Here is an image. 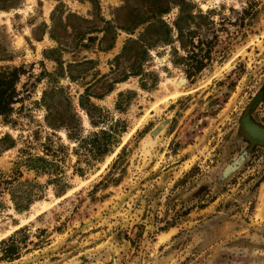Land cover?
<instances>
[{"label":"rangeland","instance_id":"obj_1","mask_svg":"<svg viewBox=\"0 0 264 264\" xmlns=\"http://www.w3.org/2000/svg\"><path fill=\"white\" fill-rule=\"evenodd\" d=\"M189 1L212 22L208 38L218 41L212 61L186 79L170 63L168 47H157L143 65L155 79L145 78L142 89L135 77L113 83L127 71V63L120 59L115 66L113 59L129 35L117 31L108 51H98L96 43L84 49L79 42L87 36L78 42L67 26L101 27L98 17L125 24L141 11L165 7L162 19L169 23L177 8L162 0H98L95 12L85 0H0V45L5 42L11 56L0 66L28 71L17 85L26 110L13 115V127L0 124V138L16 140L0 153L1 176L22 159L18 149L28 146L33 131L40 141L52 133L44 108L35 105L50 87L69 98L82 134L102 128L90 127L77 107L85 88L89 102L105 113L103 127L116 121V129L124 128L112 154L88 167L77 164L80 176L73 143L64 131L54 132V146L64 147L58 182L18 167V181L32 184L24 187L33 199L26 211L17 213L0 186V242L12 236L0 244V264H264V146L249 143L241 125L246 114L264 127V0ZM49 31L61 40H51ZM47 49L57 51L45 56ZM54 57L64 73L52 79ZM177 79L184 80L180 88ZM122 91L134 94L119 112L114 103ZM62 96L54 99L59 110ZM27 151L40 154L33 142ZM6 245L17 248L14 257L4 258Z\"/></svg>","mask_w":264,"mask_h":264},{"label":"trees","instance_id":"obj_2","mask_svg":"<svg viewBox=\"0 0 264 264\" xmlns=\"http://www.w3.org/2000/svg\"><path fill=\"white\" fill-rule=\"evenodd\" d=\"M85 1L90 4L95 12L99 10L98 0ZM162 3L177 8L174 19L169 23L162 19V16L169 10L168 7H165L163 9H156L155 11H141L133 21L125 24H114L111 21H105L98 17V21L102 25L101 27H91L83 29V31L82 27H80L81 24H77L76 27H67L75 33L78 42L84 36H87L85 39L86 43L79 42V46L84 49L96 43L98 51H108L113 47L117 31H122L130 36L125 40L120 54L113 59L115 66L120 59L124 63H127V71L119 79L114 80L113 83L123 82L128 77H135L138 80L140 88L145 89L146 81L144 79L148 77L152 78V76L155 79V75L145 72L143 65L150 59V50L157 47H168L172 58L170 63L175 67H180L186 79H191L212 61L213 46L218 42L215 35H211L208 38L212 22L209 21L206 14L201 13L195 3L189 0H162ZM11 4L13 5L14 3ZM59 8V6H56L52 10L51 19L55 13L59 12ZM67 16L79 23H88L86 19L77 17L74 14H68ZM42 27L45 29L44 25ZM57 28L64 30L66 27L59 24ZM137 29L139 31L134 34V31ZM44 33L45 30H43L42 34ZM93 33L100 34V36H89ZM48 37L56 43L61 40L60 37L53 34V31L48 32ZM56 51V49H47L44 51V55L53 54ZM10 59L11 56L8 55L6 43L4 42L0 45V61H9ZM52 60L58 65L56 70L49 74L54 79L56 76H62L64 72L60 67L59 61L55 57ZM83 64L89 65L93 64V62L85 61ZM27 73L28 71L24 69L23 65L0 66V124L4 126L13 127L16 123L12 118L13 115L20 114L26 110L22 105L23 97H21L22 94L18 91L17 85L19 84L20 77ZM44 74L46 73L40 72L38 77ZM68 79L73 81L74 76L68 75ZM110 90L111 88L109 87L108 91ZM62 93L63 90L61 88L50 87L47 91L42 92L39 103H35V105L44 108V126L52 132L46 134L42 141L38 139L36 131L31 133V140L27 141V145L31 146L32 142L33 144L35 143L40 148V154L29 153L27 151L28 146L25 149H18L19 154L22 155V159L14 163V168L10 172V175L4 177L0 173V186L8 194L13 204V209L17 213L26 211L33 201L29 191H26L24 188L26 185L30 186L32 184L28 181H18V178L21 177V173L18 171L19 166L23 167L25 171L33 172L35 175L48 176V184L59 181L57 158L58 153L64 150V147L60 144L54 146L50 138L54 132L64 131L66 139L73 143L74 146L71 152L76 157L73 167L74 172L79 176L82 173V169L77 167V164L81 160L88 167L91 162L101 161L105 156L112 154L114 149L118 147L117 136L124 128L121 127L120 130L116 129L119 125L116 121L103 127L106 118L105 113L102 108L89 102L87 88L78 96L77 107L85 114L90 127L97 128L101 125L102 128L85 134H82L81 122L71 101L67 96H62ZM133 94L134 92L132 91L117 93L114 110L123 111L129 97ZM59 95L62 96L64 102L62 110L58 109L57 102L54 101V99L58 100ZM47 99H50V102H47ZM16 105H19V107H15ZM15 146L16 140L12 139L8 134L0 138V153L13 149ZM121 149H123V146ZM17 190L18 193L16 192ZM11 239L12 236L8 237L5 241H1L0 244L11 241ZM16 249L14 245H6L3 249L4 258L9 259L14 257L17 253Z\"/></svg>","mask_w":264,"mask_h":264},{"label":"water","instance_id":"obj_3","mask_svg":"<svg viewBox=\"0 0 264 264\" xmlns=\"http://www.w3.org/2000/svg\"><path fill=\"white\" fill-rule=\"evenodd\" d=\"M241 125L250 142L264 145V127L252 122L246 114L241 117Z\"/></svg>","mask_w":264,"mask_h":264},{"label":"bare ground","instance_id":"obj_4","mask_svg":"<svg viewBox=\"0 0 264 264\" xmlns=\"http://www.w3.org/2000/svg\"><path fill=\"white\" fill-rule=\"evenodd\" d=\"M183 83H184V80H182V79L181 80L177 79V80L174 81V85H175L176 88H180Z\"/></svg>","mask_w":264,"mask_h":264},{"label":"flooded vegetation","instance_id":"obj_5","mask_svg":"<svg viewBox=\"0 0 264 264\" xmlns=\"http://www.w3.org/2000/svg\"><path fill=\"white\" fill-rule=\"evenodd\" d=\"M260 126V125H259ZM249 143H250V141H249ZM255 143V142H254ZM256 145H259V144H257V143H255ZM262 146H264V145H262Z\"/></svg>","mask_w":264,"mask_h":264}]
</instances>
